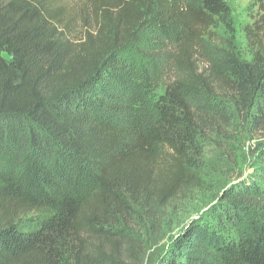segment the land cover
Returning a JSON list of instances; mask_svg holds the SVG:
<instances>
[{"label": "trees", "instance_id": "16d2710c", "mask_svg": "<svg viewBox=\"0 0 264 264\" xmlns=\"http://www.w3.org/2000/svg\"><path fill=\"white\" fill-rule=\"evenodd\" d=\"M91 3L73 42L55 0H0V264H142L132 212L200 183L210 132L264 131V47L246 29L242 58L228 0ZM207 216L161 264H264V169Z\"/></svg>", "mask_w": 264, "mask_h": 264}, {"label": "rangeland", "instance_id": "374dc122", "mask_svg": "<svg viewBox=\"0 0 264 264\" xmlns=\"http://www.w3.org/2000/svg\"><path fill=\"white\" fill-rule=\"evenodd\" d=\"M6 1V0H3ZM55 7L65 21L69 22L68 37L79 42L87 32H92L97 25L91 0H55ZM234 21L236 43L242 58L251 60V50L246 36V29L256 33L257 45L264 47V0H228ZM217 34L221 35V32ZM208 44L211 48L220 45V38L212 35ZM153 39V38H151ZM150 39V40H151ZM155 50L160 58L172 52L156 40L142 50ZM4 57L9 60L7 55ZM196 63L205 67L199 56ZM163 87L146 89L149 103L156 100L164 91ZM139 115L144 112L140 107ZM229 137L219 138L216 132L200 142L203 148L199 159L200 183L190 191L179 195L162 213L153 217L152 213L141 210L132 212L127 230L143 248L142 264H161L168 254L174 240L196 220L208 217L215 206L219 205L226 193L241 182H251L264 169V131L252 134L246 126L234 123L227 129ZM215 140V141H214Z\"/></svg>", "mask_w": 264, "mask_h": 264}]
</instances>
